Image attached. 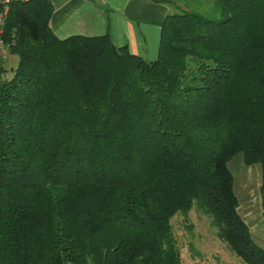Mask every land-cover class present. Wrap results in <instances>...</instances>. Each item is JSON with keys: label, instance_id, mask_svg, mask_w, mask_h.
I'll use <instances>...</instances> for the list:
<instances>
[{"label": "trees", "instance_id": "obj_1", "mask_svg": "<svg viewBox=\"0 0 264 264\" xmlns=\"http://www.w3.org/2000/svg\"><path fill=\"white\" fill-rule=\"evenodd\" d=\"M160 24L147 61L108 35L54 36L50 0L13 2L0 78V264H182L171 219L194 208L264 264L228 163L260 169L264 0H212Z\"/></svg>", "mask_w": 264, "mask_h": 264}, {"label": "crops", "instance_id": "obj_2", "mask_svg": "<svg viewBox=\"0 0 264 264\" xmlns=\"http://www.w3.org/2000/svg\"><path fill=\"white\" fill-rule=\"evenodd\" d=\"M50 2L53 12L49 23L56 38L108 35L113 46L126 47L129 53L147 61L157 56L161 22L166 16L177 13L180 9L179 7L176 10L171 0ZM243 163L239 156L228 163L238 200L237 211L249 229L253 241L264 249V217L259 200L260 169L257 165L246 166ZM248 178L251 179L250 183H247Z\"/></svg>", "mask_w": 264, "mask_h": 264}, {"label": "rangeland", "instance_id": "obj_3", "mask_svg": "<svg viewBox=\"0 0 264 264\" xmlns=\"http://www.w3.org/2000/svg\"><path fill=\"white\" fill-rule=\"evenodd\" d=\"M180 10L197 11L206 17H215L212 0H171ZM0 78L10 79L18 57L9 52L8 46L0 40ZM235 174V173H234ZM247 183L251 182L248 178ZM260 187V186H259ZM261 203V198H259ZM172 233L179 250L182 264H244L230 251L210 224V219L194 208L186 217L181 215L171 219Z\"/></svg>", "mask_w": 264, "mask_h": 264}, {"label": "built area", "instance_id": "obj_4", "mask_svg": "<svg viewBox=\"0 0 264 264\" xmlns=\"http://www.w3.org/2000/svg\"><path fill=\"white\" fill-rule=\"evenodd\" d=\"M26 1L28 0H0V40L2 38L4 24L7 19L10 4L13 2H26Z\"/></svg>", "mask_w": 264, "mask_h": 264}]
</instances>
